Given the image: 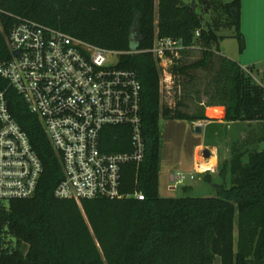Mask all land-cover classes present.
<instances>
[{
	"label": "trees",
	"instance_id": "16d2710c",
	"mask_svg": "<svg viewBox=\"0 0 264 264\" xmlns=\"http://www.w3.org/2000/svg\"><path fill=\"white\" fill-rule=\"evenodd\" d=\"M196 1L195 10L192 0H0V64L12 58L8 34L15 17L120 52L119 67L135 71L142 84L145 142L142 164L122 169L124 198L98 197L81 204L58 199L62 158L39 118L0 75V93H5L12 116L44 166L33 198L9 206L0 203V264H214L217 259L221 264H264V152H251L247 164L241 156L229 161L232 186H216L215 197L160 195V122L208 120L205 109L188 113L184 99L183 81L193 84L195 72H214L206 92L211 102L205 108L224 107L227 122L264 121V86L237 62L220 55L223 37L218 32L223 27L218 22L205 27L203 15L213 5ZM224 12L225 27L234 29L243 52L241 0L224 4ZM156 38L181 40L202 55L194 63H184L182 57L174 64L177 91L172 108L162 101L158 66L149 52ZM131 138L129 126L106 127L101 150L129 153Z\"/></svg>",
	"mask_w": 264,
	"mask_h": 264
},
{
	"label": "built area",
	"instance_id": "2783aa9c",
	"mask_svg": "<svg viewBox=\"0 0 264 264\" xmlns=\"http://www.w3.org/2000/svg\"><path fill=\"white\" fill-rule=\"evenodd\" d=\"M199 37L197 31L195 38ZM8 43L12 58L0 64V75L39 118L54 151L62 158L64 179L55 197L78 204L98 197L124 198L120 192L123 167H139L145 158L138 74L119 67L118 51L21 17H15ZM192 49L195 47H186L181 40L156 38L149 51L158 66L160 94L167 98V107L175 105L173 66L183 52ZM124 126L132 129V151L103 152L102 131ZM217 170L201 163L194 173H177L174 182L181 185L188 178L194 179V174H214ZM43 172L41 159L12 116L5 93H0V203L9 206L16 200L33 198ZM135 197L144 200L142 193Z\"/></svg>",
	"mask_w": 264,
	"mask_h": 264
},
{
	"label": "rangeland",
	"instance_id": "374dc122",
	"mask_svg": "<svg viewBox=\"0 0 264 264\" xmlns=\"http://www.w3.org/2000/svg\"><path fill=\"white\" fill-rule=\"evenodd\" d=\"M209 1L212 3L213 9L210 13H205L203 15L204 26L209 27L215 22L221 23V27H223V29H221L218 34L221 36H230L232 32H234V29H226L227 27H225L228 19L224 12V4H226V2H230L231 0ZM197 4L199 5V2H197ZM227 38H229L227 39V43H238L233 37ZM182 57L184 58V63H194L197 62L202 57V55L199 50L193 49L189 50V52H187L186 55H183ZM216 68L219 69L218 66ZM251 70L253 73V79L256 81V83L264 86V68L258 67L252 68L250 71ZM213 73L214 72L209 73L206 70H198L195 72L196 80L193 84H188L187 81H183V85H187L184 99L190 107L188 113L192 115L199 114L202 112V109H205V107L210 104L211 101H209V95L206 92L209 90L207 86L211 83V75ZM170 94V96H172L173 92ZM173 97L168 99L170 104L173 101ZM162 101L165 106L169 105L167 104L166 97H163ZM217 111L218 110L216 109L213 110L214 116L219 114ZM179 121L180 120L163 119L160 122L162 144L161 160H163L164 164L170 168V170L173 169L174 173H194L195 165L189 158V150L191 148L190 145L194 139L192 135H189L190 137H186V128L184 126L174 127V125H178L177 123ZM174 132H177L180 136L178 139L173 137L172 134ZM193 135L196 137L195 134ZM202 136L203 135H201V137ZM204 142L209 146V148H218L220 170L223 171L224 174H211V181H209L205 175L194 174V179L188 178L183 184L179 186L177 185L175 187L176 189L170 193L172 198L215 197L217 195L216 186L230 188L232 186V175L230 166L224 160L231 161L234 157L241 156L242 162L247 164L249 162V154L259 150L261 143L264 142V121L238 123L232 125L231 127L228 125H212L206 131ZM227 153L229 154L226 155ZM188 186L193 187V189L189 192H186L185 189ZM166 188L167 184L162 186L161 197L163 198H169L166 197L169 195V193L165 191ZM215 264H221L220 259H217Z\"/></svg>",
	"mask_w": 264,
	"mask_h": 264
},
{
	"label": "crops",
	"instance_id": "0c3cea01",
	"mask_svg": "<svg viewBox=\"0 0 264 264\" xmlns=\"http://www.w3.org/2000/svg\"><path fill=\"white\" fill-rule=\"evenodd\" d=\"M240 29L245 39V50L243 52H240L239 43H227V39H229L227 37L234 38V32H232L230 36H221L218 34L220 37H224L222 38L219 44L220 55L237 62L242 67V69H244L247 73H250L253 76L252 70L250 71V69L258 67L264 68V0H241ZM214 109L218 110V115L214 116ZM205 116L208 118V120H198L194 122L179 121L177 123L178 125H174V127L184 126L186 128V137H190L191 135L193 136L194 141L190 145L191 148L189 150V158L192 160V163H194L195 168L201 163H206L211 166L217 167V173L214 174L221 175L219 150L217 147L209 148V146L204 142V139L206 137V131L210 126L215 124L228 125L231 127L232 125L238 123L253 122L225 121V108L222 106L205 108ZM193 134H195L196 137ZM172 135L175 139H178L180 137L177 132H174ZM201 135L203 136L201 137ZM204 150L209 151V157L204 156ZM228 154L229 153H227L226 155ZM224 161L228 163L227 161L229 160ZM176 173H174L173 169L170 170V168H168L164 164L163 160H161L160 195L162 191V186L167 184V188L165 189V191L168 192L169 195L166 197L172 198V196H170V193H172L176 189L175 187L177 186L174 182V176L176 175ZM200 174L207 176V179L211 181V174L213 173H197V175ZM192 189L193 187L188 186L186 187L185 191L189 192Z\"/></svg>",
	"mask_w": 264,
	"mask_h": 264
},
{
	"label": "water",
	"instance_id": "95a60500",
	"mask_svg": "<svg viewBox=\"0 0 264 264\" xmlns=\"http://www.w3.org/2000/svg\"><path fill=\"white\" fill-rule=\"evenodd\" d=\"M192 7L195 10L198 9L199 5L197 4L196 0H192ZM17 55H18V52H15L14 56H17ZM259 151L260 152H264V142L261 143V145L259 147ZM203 154H204L205 157H209L210 156V153H209L208 150H204Z\"/></svg>",
	"mask_w": 264,
	"mask_h": 264
}]
</instances>
